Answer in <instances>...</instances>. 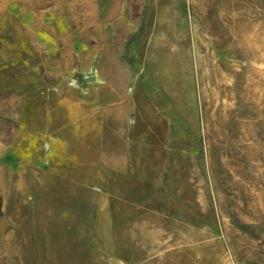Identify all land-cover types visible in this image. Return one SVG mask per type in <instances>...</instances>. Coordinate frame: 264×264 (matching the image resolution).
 I'll return each instance as SVG.
<instances>
[{"label":"rangeland","instance_id":"374dc122","mask_svg":"<svg viewBox=\"0 0 264 264\" xmlns=\"http://www.w3.org/2000/svg\"><path fill=\"white\" fill-rule=\"evenodd\" d=\"M0 264H264V0H0Z\"/></svg>","mask_w":264,"mask_h":264}]
</instances>
